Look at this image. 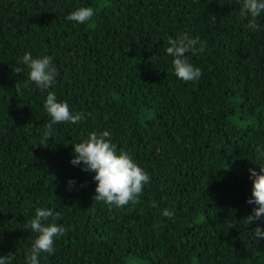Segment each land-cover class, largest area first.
Masks as SVG:
<instances>
[{
    "label": "trees",
    "instance_id": "trees-1",
    "mask_svg": "<svg viewBox=\"0 0 264 264\" xmlns=\"http://www.w3.org/2000/svg\"><path fill=\"white\" fill-rule=\"evenodd\" d=\"M94 15L66 19L80 6ZM242 0H0V254L25 264L38 207L71 228L40 264H264V240L244 217L247 169L264 143V15L249 30ZM214 17V18H213ZM202 69L183 81L165 49L182 32ZM47 54L55 83L41 91L21 62ZM19 67L23 69L16 72ZM48 90L76 124L60 122L43 144ZM107 129L118 150L149 173L140 201L94 200L92 173L69 163L71 144ZM76 185L69 189L67 180ZM164 208L174 210L164 217Z\"/></svg>",
    "mask_w": 264,
    "mask_h": 264
},
{
    "label": "clouds",
    "instance_id": "clouds-1",
    "mask_svg": "<svg viewBox=\"0 0 264 264\" xmlns=\"http://www.w3.org/2000/svg\"><path fill=\"white\" fill-rule=\"evenodd\" d=\"M240 14L246 18V27L249 30L260 29L258 18L264 15V0H242ZM93 15L92 6H80L70 11L66 19L82 24ZM168 43L165 51L172 58L176 77L183 81L198 80L202 69L194 66L186 53L204 51L205 44L200 37L185 31L174 39L170 37ZM20 59L28 69V79L17 84V87H27L28 83L32 82L43 92L55 83L57 69L51 56L47 54L34 56L32 52L26 50ZM15 71L21 72L23 69L17 67ZM44 108L50 119L44 125L43 144L52 137L58 123L76 124L84 119L82 112L70 110L68 102L58 100L56 93L51 90L47 91L44 98ZM71 145L69 163L80 167L82 171L92 173L91 180L95 182L92 197L94 200L117 208L140 201V194L149 182L150 175L129 152L117 149L109 130L91 131L79 142ZM255 151L258 154V161L255 163L258 168L247 169L248 179L251 181V194L245 201L252 207L244 221L247 225H254L251 232L255 239L264 240V143L257 144ZM66 184L71 189L76 185V181L69 178ZM56 215L51 208L41 206L35 209L34 215L28 221L35 236L25 254V264H40V254L54 253V241L70 230L71 225L58 224L55 220L44 223ZM161 215L173 217L175 212L164 208ZM12 260L11 252L0 254V264H12Z\"/></svg>",
    "mask_w": 264,
    "mask_h": 264
}]
</instances>
